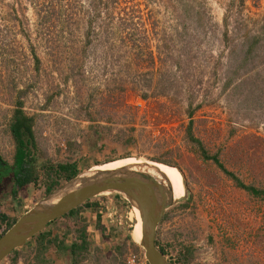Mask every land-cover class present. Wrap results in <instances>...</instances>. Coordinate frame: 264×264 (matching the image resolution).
I'll return each instance as SVG.
<instances>
[{
    "label": "rangeland",
    "instance_id": "1",
    "mask_svg": "<svg viewBox=\"0 0 264 264\" xmlns=\"http://www.w3.org/2000/svg\"><path fill=\"white\" fill-rule=\"evenodd\" d=\"M19 105L36 164L81 169L58 187L107 162L174 169L184 189L172 198L185 199L155 230L168 264H264V0H0V161L8 164ZM190 120L209 157L189 137ZM37 168L36 183L0 179V212L13 223L49 194ZM140 178L165 192L154 175ZM89 202L43 227L61 246L42 250L31 236L0 264H38V250L49 264H148L138 210L115 191ZM83 225L87 249L74 262L68 245ZM8 228L0 224V235Z\"/></svg>",
    "mask_w": 264,
    "mask_h": 264
},
{
    "label": "water",
    "instance_id": "2",
    "mask_svg": "<svg viewBox=\"0 0 264 264\" xmlns=\"http://www.w3.org/2000/svg\"><path fill=\"white\" fill-rule=\"evenodd\" d=\"M111 191L120 193L138 210L142 228L139 245L147 263L168 264L155 245V230L164 211L185 199V195L176 199L170 198L161 186L158 189L152 187L140 178L138 171L128 168L95 172L80 180L75 188L62 194L54 202L41 205L37 203L0 235V261L43 229L49 221L62 216L86 199ZM152 199L156 200L155 204Z\"/></svg>",
    "mask_w": 264,
    "mask_h": 264
},
{
    "label": "trees",
    "instance_id": "3",
    "mask_svg": "<svg viewBox=\"0 0 264 264\" xmlns=\"http://www.w3.org/2000/svg\"><path fill=\"white\" fill-rule=\"evenodd\" d=\"M38 60V59H36ZM30 118L26 116L21 106H16L13 110L11 115V119L9 122V130L13 137L15 143V150L13 153V158L10 164L0 161V179L5 176H10L11 180L17 186L26 185L29 182L36 183L37 179H39V173H35L38 169V166L43 168V175H41V180L44 187V194L50 193L53 189L58 187L65 181H68L72 177H74L80 170L77 168L76 161H66V162H58L57 164H52L50 161L46 160L40 164H36V158L33 157L32 153L29 148L25 147V139H27L24 135L32 138V130L30 128ZM191 120L187 126V132L189 137L196 141L199 147L202 150V153L209 157L205 150L203 149L201 142L199 139L194 138L191 134ZM212 159L218 163L220 167L221 164L218 162V158L216 155H212ZM165 163H169L164 161ZM224 172H226L238 186L248 190L252 194L258 195L262 193V190L257 189L250 184H244L239 180L232 172H228L223 168ZM61 187V186H60ZM59 188V187H58ZM91 198L86 199L85 201L77 204L76 206L70 208L67 212H65L60 217H69L75 216L77 217L78 212L80 211L81 207H92V203L89 201ZM97 217V216H96ZM55 220V219H53ZM53 220L49 221L47 224L52 222ZM14 219L9 218L7 214L0 212V224H4L5 229L8 228ZM100 221L99 216L98 220L96 219L95 225L96 227L100 228ZM86 225H83L77 233L75 240L68 245V250L71 256L73 257V261L76 262L81 255V253L85 252L87 249V232H86ZM45 227V226H44ZM65 235V234H64ZM36 236V241L38 245L44 250L47 244H54L56 247L61 246L63 244V238H58L57 236L51 237L50 231H43L42 229L35 233L32 237ZM156 244V243H155ZM42 250H38L35 254V260L38 264H49L47 258L44 256V252ZM160 252L165 254L162 248H160Z\"/></svg>",
    "mask_w": 264,
    "mask_h": 264
},
{
    "label": "bare ground",
    "instance_id": "4",
    "mask_svg": "<svg viewBox=\"0 0 264 264\" xmlns=\"http://www.w3.org/2000/svg\"><path fill=\"white\" fill-rule=\"evenodd\" d=\"M121 168H128L129 170L138 171L140 174L154 175L155 177L159 178L164 183L165 193L168 197H177L183 193V189H184L183 182L177 176L174 169L169 165L159 164L149 161H135L130 164L107 162L100 164L95 168L90 169L88 172L77 176L67 185L55 189L44 198H41V200H39L38 202V205L54 202L59 196L75 188L80 183V180H82L85 177L93 175L95 172L117 170ZM152 201L153 204H155L153 199ZM141 237H142V228L141 230L138 231V239L141 240Z\"/></svg>",
    "mask_w": 264,
    "mask_h": 264
}]
</instances>
